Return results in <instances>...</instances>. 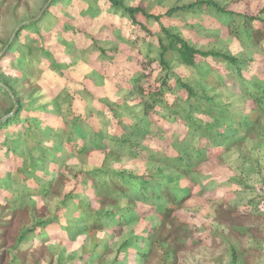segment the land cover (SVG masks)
Here are the masks:
<instances>
[{
    "label": "rangeland",
    "instance_id": "obj_1",
    "mask_svg": "<svg viewBox=\"0 0 264 264\" xmlns=\"http://www.w3.org/2000/svg\"><path fill=\"white\" fill-rule=\"evenodd\" d=\"M121 1L161 15L203 0ZM213 1L264 20V0ZM104 2L0 0V124L21 104L43 130L24 136L13 124L0 134V148L16 152H0V264H264V100L242 94L219 59L189 68L168 52L167 71L158 39L132 36L128 14ZM207 10L163 23L197 49L252 60L249 79L264 86V28ZM148 25L166 41L157 23ZM166 76L197 96L166 89L164 103L148 110ZM49 126L62 129V145ZM95 132L108 148L73 155L65 145L90 143ZM125 132L143 153L118 147ZM208 142L214 152L199 157ZM135 176L163 201L135 190ZM110 211L118 220H101Z\"/></svg>",
    "mask_w": 264,
    "mask_h": 264
},
{
    "label": "trees",
    "instance_id": "obj_2",
    "mask_svg": "<svg viewBox=\"0 0 264 264\" xmlns=\"http://www.w3.org/2000/svg\"><path fill=\"white\" fill-rule=\"evenodd\" d=\"M71 1V0H70ZM105 4L112 10H114L115 12H123V14H128V29L129 32L132 36H134L135 38H139V37H145L143 35H147V36H151L152 37H156L158 39V43L159 46L162 48V54H161V64H163L166 67V70L169 71V65L166 63L165 56L168 52H172L175 54V56L177 57V60L189 67V68H193L195 67L198 62L208 59V58H212V59H219L222 60L223 62L227 63L231 68H233V74H235L236 78L238 80L241 81L242 86H243V90L244 92L242 94H246V95H250L252 100H257L258 102L263 103L264 98L258 97L256 94L260 93L261 90L264 91V86H256L253 83L254 79H249L251 74H255L256 70L253 67L254 62H252V60H248V59H243V58H238L232 55H227L221 52H215V51H203L200 49H197L195 46H193L188 40L184 39L183 37H181L179 34H174L172 33L163 23V20H170L172 19L177 13L180 12H189V11H194V12H199L202 10H207V11H216L219 15H221L222 17H225L226 19H235L236 18H241L240 21L245 20V25H249L250 22H254L255 24H260V26L262 28H264V20L261 18H258L256 16H249V15H242L240 13H236L234 11H230L227 9V7H220L218 4H216L213 0H203L201 2H196L187 6H183V7H177V8H173L170 9L169 11H167L165 14H161V15H154L151 13H148L144 8L141 7H128L126 6L123 1L121 0H104ZM75 6V4H74ZM50 10H53V8H51ZM146 20L147 22H145L144 20H141V17ZM149 21H154L155 23H157L162 32L165 35V39L166 41L159 36V34L154 33L151 28L149 27ZM148 23V24H147ZM260 27V28H261ZM31 28L36 32L39 33L38 30V23L34 22L33 24H31ZM30 28V29H31ZM29 29V27L25 26L22 30H20L17 35H16V39H19L22 35L24 31H27ZM250 33V32H249ZM80 35V33H79ZM251 36V34H250ZM74 37H77L76 35H74ZM44 55H46L47 57H49L54 64H56L57 66V61L54 57L53 54H51L50 52H47L45 50L42 51ZM102 52L105 53V51L103 50ZM0 64H1V60H0ZM251 71V74H247L246 71ZM170 73V72H169ZM253 74V75H254ZM174 75V74H173ZM167 76L161 80V85L156 87L155 89H152V91H150V96L147 94V96L150 97V100L147 102H145L147 109L149 110H154L155 108L157 109L158 105L160 103H164L165 98L163 97V93H165L166 89H177L180 93L185 94L186 97H188V99L190 100L193 96H197V94L194 92V89L189 85V83L185 82L184 80L180 79L179 77H171L169 76V78H167ZM171 81V82H170ZM249 81V85H253L252 88H250V86H247V83ZM253 83V84H251ZM0 88H2L0 86ZM4 92L8 95L9 98L10 95L9 93L3 89ZM262 94L264 95V92H262ZM207 100L212 101L210 97H206ZM72 103L73 98L70 99ZM18 111L16 112V114H14L13 116H11L8 120H6L5 122H3L2 124H0V134H6L8 133L7 127L9 125H13L15 127L19 126V131L21 133L26 134V132L30 131L33 129L34 131L38 132L37 136H41L42 134H40L43 130L41 128V126L35 124L33 122V120L30 118V116H26V114L24 115L23 109H22V105L18 104ZM188 115V113H187ZM74 119L77 120H81L83 117L81 115H76L73 114ZM190 119V117H187ZM85 120V119H84ZM120 123V122H119ZM50 127V132L51 134H53L55 137H58L60 139L61 145L64 143L62 140V129L56 128L55 126H49ZM141 132V130H135L134 133H138ZM98 133V132H97ZM96 134V137H94V139L90 142V143H85L83 141V139H81L80 137H76V138H70L68 141H66L65 145L68 146L69 151L75 155V154H83L87 151H89V148L92 147L93 149H98V150H102V149H106L108 148V144L105 142L104 139L100 138V136H98V134ZM143 133V132H142ZM223 133L220 132L219 135H222ZM233 134L232 133L230 136H227V138L231 137ZM228 135V134H226ZM25 136V135H24ZM115 139V138H114ZM118 147L120 149H128L129 152L131 153V155H137V153H143L144 151L142 150L141 146V142L138 138V136H134L132 137V135L128 134V133H122L121 136L119 138H116V140H114ZM211 143V144H210ZM208 142L207 145L201 147L200 149H198V156L199 157H207L209 155H211V153L214 152V146L212 145L213 142ZM91 145V146H90ZM120 149H116L117 151ZM142 150V151H141ZM0 152L4 154V157H7L9 155L10 152H12L14 155H16V152L14 150V148H0ZM37 175H39V177H42V179L46 178V175L42 174V173H38ZM3 175L0 174V180L3 179ZM136 178H130L131 182L134 184V186L136 187L135 190H145L146 192L149 193L150 198H155L157 201L162 202L163 201V196L162 193L160 191V189H156V188H151L150 183L148 181V178L145 179V177H138L135 176ZM130 183V182H129ZM102 214V216L100 217L101 220H108V221H117L118 218L116 217V213L114 211H110V212H100Z\"/></svg>",
    "mask_w": 264,
    "mask_h": 264
},
{
    "label": "water",
    "instance_id": "obj_3",
    "mask_svg": "<svg viewBox=\"0 0 264 264\" xmlns=\"http://www.w3.org/2000/svg\"><path fill=\"white\" fill-rule=\"evenodd\" d=\"M16 33H17V32H16ZM1 121H2V120H1ZM1 121H0V122H1Z\"/></svg>",
    "mask_w": 264,
    "mask_h": 264
}]
</instances>
